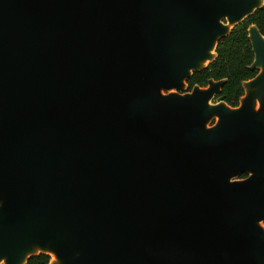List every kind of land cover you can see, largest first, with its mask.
<instances>
[{
  "label": "water",
  "instance_id": "water-1",
  "mask_svg": "<svg viewBox=\"0 0 264 264\" xmlns=\"http://www.w3.org/2000/svg\"><path fill=\"white\" fill-rule=\"evenodd\" d=\"M263 6L0 0V264H264L257 27L237 107L185 93Z\"/></svg>",
  "mask_w": 264,
  "mask_h": 264
},
{
  "label": "trees",
  "instance_id": "trees-1",
  "mask_svg": "<svg viewBox=\"0 0 264 264\" xmlns=\"http://www.w3.org/2000/svg\"><path fill=\"white\" fill-rule=\"evenodd\" d=\"M251 25H255L264 36V6L218 43L216 59L203 71L194 73L187 82L188 86L197 85L203 88L207 86L208 80H226L214 102L237 107L243 96L242 83L252 79L257 73L256 70H249L254 58L247 38V29ZM27 264H49V257L39 255L31 258Z\"/></svg>",
  "mask_w": 264,
  "mask_h": 264
},
{
  "label": "flooded vegetation",
  "instance_id": "flooded-vegetation-1",
  "mask_svg": "<svg viewBox=\"0 0 264 264\" xmlns=\"http://www.w3.org/2000/svg\"><path fill=\"white\" fill-rule=\"evenodd\" d=\"M195 86H197V85H193L192 87H189L188 84H187V89H186L185 93H186V92H187V93L191 92L192 89H193ZM197 87H199V86H197ZM201 88H202V87H201ZM245 177H246V176L243 175V176H241L240 178H241V179H244Z\"/></svg>",
  "mask_w": 264,
  "mask_h": 264
}]
</instances>
